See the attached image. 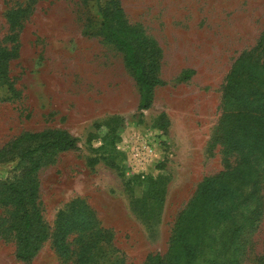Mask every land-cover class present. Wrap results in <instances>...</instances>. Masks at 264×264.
Masks as SVG:
<instances>
[{"label": "rangeland", "instance_id": "obj_1", "mask_svg": "<svg viewBox=\"0 0 264 264\" xmlns=\"http://www.w3.org/2000/svg\"><path fill=\"white\" fill-rule=\"evenodd\" d=\"M105 1L0 0V47L15 51L8 62L12 89L0 85V180L18 172L19 149L8 152L23 132L67 130L76 148L49 157L36 172L43 219L51 226L59 209L81 197L113 232L115 250L105 245L94 264H143L147 254L166 251L173 222L202 179L223 169L218 147L208 152L210 137L230 67L264 37V0H117L127 24L160 49L165 84L154 88L145 109L121 52L89 34ZM188 69L194 72L186 76ZM134 135L154 146L144 173L126 168L122 141ZM158 176L166 179L163 202L146 222L131 202ZM259 194L263 213L241 264H255L263 253L264 183ZM9 210L0 207V264H74L50 240L30 261L16 259L4 230Z\"/></svg>", "mask_w": 264, "mask_h": 264}, {"label": "trees", "instance_id": "obj_2", "mask_svg": "<svg viewBox=\"0 0 264 264\" xmlns=\"http://www.w3.org/2000/svg\"><path fill=\"white\" fill-rule=\"evenodd\" d=\"M97 11L99 23L88 29L89 34L101 36L121 52L139 90L138 107L148 108L154 88L165 84L158 74L160 49L140 28L127 24L117 0L99 3ZM18 13L10 14L12 24ZM14 56V50L0 47V85L9 89L8 62ZM193 72L186 70V76ZM220 108L208 152L218 147L223 169L202 179L177 214L166 251L147 254L143 264L243 261L248 235L263 213L259 191L264 183V37L233 62ZM76 145V138L60 128L23 132L11 145L8 153L19 149L22 162L13 163L18 170L13 177L0 180V207H10L4 230L13 236L16 259L30 261L47 240L62 260L74 264H94L105 245L112 247V230L101 226L95 210L81 197L59 209L51 226L42 217L36 172L46 159ZM165 184L163 176L150 178L144 195L132 199V211L143 221L160 213ZM255 264H264V240Z\"/></svg>", "mask_w": 264, "mask_h": 264}, {"label": "built area", "instance_id": "obj_3", "mask_svg": "<svg viewBox=\"0 0 264 264\" xmlns=\"http://www.w3.org/2000/svg\"><path fill=\"white\" fill-rule=\"evenodd\" d=\"M135 137L136 136L134 135L133 138L139 140V144H141V146H136L137 140L132 142V138L122 141V144L125 147L124 150L128 157V164L126 165V168L135 173H144L148 170L149 166L152 165L154 157L156 156L154 146L150 144L149 140H146L143 137Z\"/></svg>", "mask_w": 264, "mask_h": 264}]
</instances>
